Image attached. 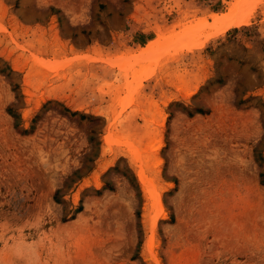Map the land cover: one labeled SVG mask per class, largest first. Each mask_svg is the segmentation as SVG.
I'll use <instances>...</instances> for the list:
<instances>
[{
	"label": "rangeland",
	"instance_id": "obj_1",
	"mask_svg": "<svg viewBox=\"0 0 264 264\" xmlns=\"http://www.w3.org/2000/svg\"><path fill=\"white\" fill-rule=\"evenodd\" d=\"M236 1L0 0V264H264V0L218 34Z\"/></svg>",
	"mask_w": 264,
	"mask_h": 264
},
{
	"label": "bare ground",
	"instance_id": "obj_2",
	"mask_svg": "<svg viewBox=\"0 0 264 264\" xmlns=\"http://www.w3.org/2000/svg\"><path fill=\"white\" fill-rule=\"evenodd\" d=\"M241 3V0H237L231 5L229 11L225 15L215 18V22L219 24L218 34H223L229 29L238 28L244 25L245 21L237 18V13L241 7ZM140 179L143 181L142 176H140Z\"/></svg>",
	"mask_w": 264,
	"mask_h": 264
},
{
	"label": "trees",
	"instance_id": "obj_3",
	"mask_svg": "<svg viewBox=\"0 0 264 264\" xmlns=\"http://www.w3.org/2000/svg\"><path fill=\"white\" fill-rule=\"evenodd\" d=\"M7 113H8V115L11 116L14 120L17 119L15 116H13V114H12V112H11L10 109L7 110ZM258 177H259V183H260L261 185L264 186V172L259 173V174H258ZM56 193H57V191L55 192V194H56Z\"/></svg>",
	"mask_w": 264,
	"mask_h": 264
},
{
	"label": "crops",
	"instance_id": "obj_4",
	"mask_svg": "<svg viewBox=\"0 0 264 264\" xmlns=\"http://www.w3.org/2000/svg\"><path fill=\"white\" fill-rule=\"evenodd\" d=\"M218 11H214L213 13H217ZM153 38H146V39H144V41L141 43V45H144L145 44V42H147V41H149V40H152Z\"/></svg>",
	"mask_w": 264,
	"mask_h": 264
}]
</instances>
